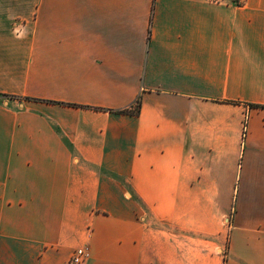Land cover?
<instances>
[{"label": "crops", "instance_id": "obj_1", "mask_svg": "<svg viewBox=\"0 0 264 264\" xmlns=\"http://www.w3.org/2000/svg\"><path fill=\"white\" fill-rule=\"evenodd\" d=\"M249 104L264 0H0V264H264Z\"/></svg>", "mask_w": 264, "mask_h": 264}, {"label": "trees", "instance_id": "obj_2", "mask_svg": "<svg viewBox=\"0 0 264 264\" xmlns=\"http://www.w3.org/2000/svg\"><path fill=\"white\" fill-rule=\"evenodd\" d=\"M141 105H142L141 99L138 98L136 103L133 106H131L129 108L122 109V110H117V111H114V112L118 113V114L138 116L139 113H140V110H141ZM249 106L251 108L264 109V106H260V105L249 104Z\"/></svg>", "mask_w": 264, "mask_h": 264}, {"label": "built area", "instance_id": "obj_3", "mask_svg": "<svg viewBox=\"0 0 264 264\" xmlns=\"http://www.w3.org/2000/svg\"><path fill=\"white\" fill-rule=\"evenodd\" d=\"M237 4H243L245 0H234ZM88 257L85 249H78L67 264H83Z\"/></svg>", "mask_w": 264, "mask_h": 264}]
</instances>
